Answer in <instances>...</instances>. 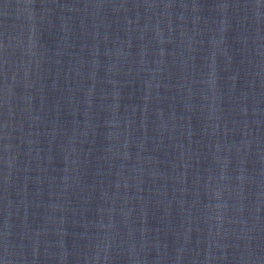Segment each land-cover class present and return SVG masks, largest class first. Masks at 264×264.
<instances>
[{
	"label": "water",
	"instance_id": "water-1",
	"mask_svg": "<svg viewBox=\"0 0 264 264\" xmlns=\"http://www.w3.org/2000/svg\"><path fill=\"white\" fill-rule=\"evenodd\" d=\"M0 264H264V0H0Z\"/></svg>",
	"mask_w": 264,
	"mask_h": 264
}]
</instances>
